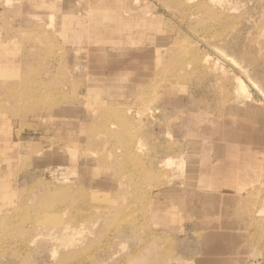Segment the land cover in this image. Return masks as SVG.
I'll return each mask as SVG.
<instances>
[{"label":"rangeland","instance_id":"obj_1","mask_svg":"<svg viewBox=\"0 0 264 264\" xmlns=\"http://www.w3.org/2000/svg\"><path fill=\"white\" fill-rule=\"evenodd\" d=\"M185 1L0 0V264H264V143L217 146L239 80L264 112V0Z\"/></svg>","mask_w":264,"mask_h":264},{"label":"bare ground","instance_id":"obj_2","mask_svg":"<svg viewBox=\"0 0 264 264\" xmlns=\"http://www.w3.org/2000/svg\"><path fill=\"white\" fill-rule=\"evenodd\" d=\"M188 3H191V1L193 0H186ZM186 1L184 3H186ZM200 4L199 5H213V6H218L220 9L224 10L226 9L225 7V4L224 3H218L217 0H200L199 2ZM28 6L31 4L30 2H27ZM186 5V4H185ZM191 8V7H190ZM202 9V8H201ZM199 17V16H198ZM200 18V17H199ZM114 23V22H113ZM202 23V22H201ZM107 25V24H106ZM107 27V26H106ZM106 30V28H105ZM120 30V29H119ZM213 30V29H212ZM116 31V30H115ZM212 32V31H211ZM262 33V32H261ZM260 35V34H259ZM259 37V36H258ZM206 46V45H205ZM215 51V50H214ZM143 54H145V56L147 57L149 55V51L147 50H143L142 51ZM220 53V52H219ZM224 55V54H223ZM225 56V55H224ZM204 58V57H203ZM219 58V57H218ZM230 58V57H229ZM223 61L226 60L224 57H222ZM220 60V59H219ZM231 62V61H230ZM211 63V62H210ZM149 64V63H148ZM212 65V64H211ZM215 65V64H214ZM239 66V65H238ZM221 68V67H220ZM211 71V70H210ZM213 71V70H212ZM241 71H243L241 69ZM245 71V70H244ZM240 73V72H239ZM243 74V72H242ZM18 77V76H17ZM245 77V76H244ZM239 78V77H238ZM20 79V78H19ZM235 80V79H234ZM239 80V79H237ZM236 80V83L238 82ZM24 81V80H23ZM22 81V82H23ZM248 81V80H247ZM26 82V81H25ZM234 83V84H236ZM251 83V82H250ZM23 85V83H22ZM238 85V86H237ZM244 84H243V81L239 80V83L236 84L235 86V90L237 91V94L238 97L241 99V102H238V103H243L244 105L248 104L249 106V110H251L248 115L246 114V119H243L242 121L238 122L236 125L234 126H229L228 124L226 125H223L221 127V129H219V135H220V138L222 139L223 137V141L219 143V145H217L218 147H224V144L223 143H226L227 145L226 146H229V145H234V143H236L235 141H239V140H245V142L247 143H250L252 145H258L260 144L261 142L264 143V112H260V107L261 105L259 104H256L254 101L252 102V100L249 99L248 95H247V92L245 91V88L243 87ZM148 97V95H146ZM147 99V98H146ZM143 101V100H142ZM149 101V99H148ZM144 102V101H143ZM147 102V101H146ZM246 103V104H245ZM141 106V105H140ZM144 107V108H143ZM159 108L156 107L153 103H151L149 101V104L147 103V105L145 104L144 106H142V108L138 109L137 111H135L136 115L139 116V115H143L147 118L149 117H153L154 114H156L158 112ZM57 112H54L52 113V115L56 116L57 118H63L61 113H58L56 114ZM257 113V114H256ZM11 114V113H10ZM16 115L13 114V116ZM12 116V117H13ZM16 117V116H15ZM14 117V118H15ZM44 118H46V116H40L39 117V120H43ZM62 124V123H60ZM116 124V123H115ZM118 125V124H116ZM113 126V125H112ZM140 130V129H139ZM60 133V132H59ZM136 133V132H135ZM64 140V139H63ZM262 143V144H263ZM131 145V143H130ZM127 144L125 145V148H126ZM219 147V148H220ZM61 150V149H60ZM88 151V150H87ZM91 152V151H90ZM94 153V152H93ZM91 154V153H90ZM93 156V155H91ZM117 167V166H116ZM115 167V168H116ZM184 167H186L184 165ZM113 168V167H112ZM117 169V168H116ZM183 169V167H182ZM208 169V167L204 168L203 171H206ZM114 170V169H112ZM109 171H110V168H109ZM119 171V170H118ZM185 174V173H184ZM134 176V175H133ZM181 176H183V174H181ZM138 177V175H137ZM104 181V180H103ZM102 184V183H101ZM101 186V185H100ZM96 187V186H95ZM101 188V187H100ZM52 189V188H51ZM55 189V188H54ZM58 190V189H56ZM51 191V190H50ZM50 193V192H49ZM57 193L56 195L58 196V194L60 192H55ZM163 193V192H162ZM220 193V192H219ZM222 194V193H221ZM220 194V196H221ZM57 196H55L57 198ZM70 196V195H69ZM219 196V197H220ZM59 197V196H58ZM71 197V196H70ZM163 197V195H162ZM55 198V199H56ZM69 199V198H68ZM67 199V200H68ZM53 200V199H52ZM66 200V199H65ZM72 200V199H71ZM70 200V201H71ZM229 200V199H228ZM264 200V199H263ZM56 201V200H55ZM58 201V200H57ZM65 202V201H64ZM69 202V201H67ZM156 200L152 201L149 203L150 207L149 209L150 210H154V208H152L153 206H155L156 204ZM227 202V200H226ZM256 202V201H255ZM55 203V202H54ZM62 204V202H60ZM264 203V202H263ZM53 204V203H52ZM60 205V204H59ZM69 205V203L67 204ZM100 205V204H98ZM226 205V204H225ZM49 206V205H48ZM52 206V205H51ZM71 206V204L69 205ZM63 207V206H62ZM66 208V206H64ZM226 207V206H225ZM50 208V207H49ZM106 208V207H105ZM107 209V208H106ZM53 210V209H52ZM95 210V212L97 213V210L96 209H93ZM227 210V209H226ZM50 211V210H49ZM58 211V210H57ZM88 214V213H87ZM115 215V214H113ZM89 217V216H88ZM114 217V216H113ZM87 218V217H86ZM82 221V220H81ZM88 220L86 221H82L79 225H76L75 224V227L73 228H68L69 227V224H64L62 226H59V227H51V228H48L47 227H42L41 226H37L35 228V235H34V238L32 239V242H34V240L37 239V236L39 235H42L44 237H48V236H51V238H48V244L50 245V248L53 252H57L58 249L60 248H65L67 247L69 243H71L74 239L76 240V236H82L84 231L86 230L87 226L92 223V222H87ZM118 222V221H117ZM118 225V223H117ZM116 225V226H117ZM120 225V224H119ZM135 225V224H134ZM207 225V224H206ZM135 227V226H133ZM116 229V228H115ZM79 238V237H78ZM114 243L118 242V243H122L123 240L120 238V237H114ZM221 239V238H220ZM220 239L216 238L215 239V242L210 245L208 248L205 249V251H202V256H204L203 258H197V259H194V262L196 264H227V256H223L225 253L224 251L222 250V248L218 245L220 243ZM106 240V239H105ZM22 241V240H21ZM31 242V243H32ZM19 243V242H18ZM20 245V244H19ZM19 247V246H18ZM24 247L25 244H24ZM17 248V247H16ZM15 248V249H16ZM25 249V248H24ZM175 249V248H174ZM173 248L171 250H174ZM18 252V251H17ZM27 252V251H26ZM222 255V256H221ZM66 256V255H65ZM78 256L79 257H83L82 255H80V252H75V253H72L70 255H68L66 258H64V261L68 260L69 258H73L76 260V258ZM201 256V257H202ZM134 258H138V257H132L130 258L128 261L131 263L132 259ZM144 259V258H143ZM126 263V262H125ZM129 263V264H130ZM193 263V260H189V259H181L179 258L175 263H171V264H195ZM161 264V263H159Z\"/></svg>","mask_w":264,"mask_h":264}]
</instances>
